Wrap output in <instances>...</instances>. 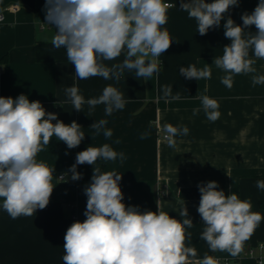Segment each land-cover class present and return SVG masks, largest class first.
<instances>
[{"label":"crops","instance_id":"crops-1","mask_svg":"<svg viewBox=\"0 0 264 264\" xmlns=\"http://www.w3.org/2000/svg\"><path fill=\"white\" fill-rule=\"evenodd\" d=\"M166 2L175 5L168 10L164 26L173 42L160 57L158 77L138 80L134 72L125 71L116 82L100 77L86 80L74 77L75 67L67 61L65 49H56L51 44L55 29L44 24L45 0H0V12L5 15V22L0 24V96L16 98L25 94L30 101H41L48 112L57 113L64 123L76 121L85 132V139L77 148L68 149L53 137L50 145L38 154V160L55 168L52 183L56 186L45 209L37 210L31 217L12 219L0 206V264L63 262L67 228L86 218L83 213L87 197L83 189L91 180L93 166L78 165L82 178L76 181L68 170L78 152L104 144L124 154L123 161L119 157L115 161L98 160L97 166L101 171L122 175L120 186L126 205L139 206L141 211H157L158 203L161 210L179 220L184 200L194 224L188 229L191 232L188 244L197 249L199 258L207 253L223 264L227 260L230 264H259L256 259L259 256L264 261V248L259 249L260 245L264 247V221L245 242L239 257L211 252L200 239L204 228L197 212L200 198L180 197L182 189H198L199 183L214 180L219 184L218 190L250 200L252 211L264 215L261 206L264 191L256 187L258 180H264V85L253 86L251 75L241 74L234 77L230 90L224 86L221 83L224 73L212 62L230 44L223 34L225 21L201 36L195 20L189 19L179 7L180 0ZM257 3L258 0H239L238 7L231 8L225 20L231 16L242 25V13H251ZM247 31L255 32V26ZM123 58L106 63L110 66ZM189 65L198 69L210 67L211 78L197 81L181 76L180 68ZM254 67L258 74H264V59L256 60ZM73 84L86 100L101 95L107 85L117 87L127 101L125 108L105 115L104 105L90 110L85 104L77 112L64 91ZM164 85H172L173 94L179 92L180 99L169 98L166 102L161 91ZM204 95L219 103L221 115L215 122L205 116L200 99ZM197 108L199 114L194 116L193 110ZM100 119L108 121L106 128L113 133L110 138H105L103 132L97 135L90 128ZM164 124L187 126L190 131L186 136H177L176 147L171 148L163 137ZM145 133L147 138L141 139ZM65 174V180H60ZM196 193L200 195L199 190ZM69 204L75 207L76 220L72 219ZM250 249L254 250L253 257L248 253Z\"/></svg>","mask_w":264,"mask_h":264},{"label":"clouds","instance_id":"clouds-1","mask_svg":"<svg viewBox=\"0 0 264 264\" xmlns=\"http://www.w3.org/2000/svg\"><path fill=\"white\" fill-rule=\"evenodd\" d=\"M239 0H180L179 7L194 19L197 32L203 36L210 29L219 28L224 20V37L230 41L223 47V54L215 56V66L224 75L221 83L229 90L237 75H251L252 85H264V74L254 67L256 60L264 59V0L251 13L241 15L242 25L231 16H225ZM175 7L166 0H45V23L55 29L51 44L65 49L67 61L74 65V77L86 80L100 77L119 82L125 71L134 72L136 79L148 80L161 70L160 57L171 47L173 39L164 27L168 22V10ZM256 31H247L251 26ZM123 56V60L112 63ZM186 79H210V67L198 69L195 65L180 68ZM68 102L77 112L83 105L89 109L104 105L105 115L123 110L127 101L124 94L112 85L103 88L98 97L85 99L75 84L65 88ZM163 98L179 100L173 94L172 85L161 89ZM206 118L219 119V103L207 95L200 97ZM59 105L62 107L61 103ZM200 109H194L198 115ZM55 121V123H53ZM108 121L100 119L90 125L96 134L103 132L110 138L112 130ZM83 127L76 121L69 124L58 119V114L48 112L41 101H30L20 94L16 98L0 96V206L12 219L31 217L37 210L45 209L56 185L52 183L55 168L38 160V154L50 145L53 137L77 148L85 139ZM167 145L176 147V137L189 134L187 126L164 124ZM147 133L140 138L146 139ZM119 141H117L118 143ZM67 154V153H66ZM121 161L123 153H117L109 144L88 146L76 154L75 163L68 171L71 179L82 178L78 165L93 166L90 182L83 191L87 197L86 217L73 222L64 235L63 264H219L205 253L199 258L195 247L188 241L193 227L184 200L179 210L182 219L168 212L141 211L139 206L126 205L120 182L122 175L116 171H101L98 160ZM56 176V175H55ZM58 178V177H57ZM65 176L59 177L64 181ZM200 201L197 208L203 231L200 239L211 252H227L237 258L244 244L264 221V215L252 211L250 200H242L238 194L226 195L217 181L197 185ZM256 187L264 191V180ZM264 264V261L261 262Z\"/></svg>","mask_w":264,"mask_h":264},{"label":"built area","instance_id":"built-area-1","mask_svg":"<svg viewBox=\"0 0 264 264\" xmlns=\"http://www.w3.org/2000/svg\"><path fill=\"white\" fill-rule=\"evenodd\" d=\"M5 22V15H4V13L3 12H0V24L1 23H4ZM47 25H44L43 27L45 28ZM163 137H165V135L163 136ZM61 176H64V175H61ZM60 176V177H61ZM69 207L73 210V213H72V219H74V220H76L77 219V214L75 213V207H74V205H72V204H69ZM263 245H260L259 246V249L260 250H263ZM249 255L250 256H254V250L253 249H250L249 250ZM256 259H257V262L259 263V264H261V262L263 261V257H261V256H259V257H256ZM219 261V264H223L220 260H218ZM225 264H230V262L227 260L226 262H225Z\"/></svg>","mask_w":264,"mask_h":264},{"label":"trees","instance_id":"trees-1","mask_svg":"<svg viewBox=\"0 0 264 264\" xmlns=\"http://www.w3.org/2000/svg\"><path fill=\"white\" fill-rule=\"evenodd\" d=\"M194 191H198V189H194V188H189V189H182L180 192V197L182 198H188V197H198L200 198V195H198L196 192L194 193ZM261 206L264 207V201L261 203ZM41 264H63V262H57V263H41Z\"/></svg>","mask_w":264,"mask_h":264}]
</instances>
